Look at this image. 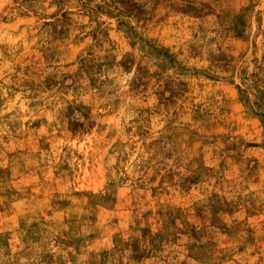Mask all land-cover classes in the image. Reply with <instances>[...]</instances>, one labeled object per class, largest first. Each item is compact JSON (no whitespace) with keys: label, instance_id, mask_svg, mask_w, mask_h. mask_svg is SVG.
Listing matches in <instances>:
<instances>
[{"label":"rangeland","instance_id":"rangeland-1","mask_svg":"<svg viewBox=\"0 0 264 264\" xmlns=\"http://www.w3.org/2000/svg\"><path fill=\"white\" fill-rule=\"evenodd\" d=\"M0 264H264V0H0Z\"/></svg>","mask_w":264,"mask_h":264}]
</instances>
